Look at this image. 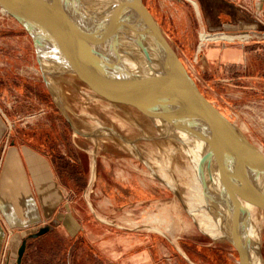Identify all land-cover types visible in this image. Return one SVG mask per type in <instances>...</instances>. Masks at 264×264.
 Wrapping results in <instances>:
<instances>
[{
	"label": "crops",
	"instance_id": "0c3cea01",
	"mask_svg": "<svg viewBox=\"0 0 264 264\" xmlns=\"http://www.w3.org/2000/svg\"><path fill=\"white\" fill-rule=\"evenodd\" d=\"M148 5L186 59L194 61L195 45L203 34L208 37L195 73L204 77L210 100L219 93L264 99V0H148ZM3 14L0 264L5 250L6 264H17L24 238L47 224V233L29 239L21 264H240L228 245L214 244L211 236L196 241L195 232L183 239L124 225L133 220L132 211L148 207L149 188L118 180V164L101 152L99 141L75 128L45 85L19 77L15 67L23 52L35 69V50L21 26ZM40 102L48 113L21 122Z\"/></svg>",
	"mask_w": 264,
	"mask_h": 264
},
{
	"label": "water",
	"instance_id": "95a60500",
	"mask_svg": "<svg viewBox=\"0 0 264 264\" xmlns=\"http://www.w3.org/2000/svg\"><path fill=\"white\" fill-rule=\"evenodd\" d=\"M97 1L0 0V8L25 30L53 94L85 112L128 108L150 121L159 138L174 143L198 167L208 192L217 188L215 204L240 264H264L260 239L250 243L246 232L251 208L264 213V154L204 121L216 113L232 123L201 92L143 0H107L109 8L95 13ZM108 9L127 17L120 20L113 14L99 30L90 20ZM129 20L137 25L134 40L116 34L129 27ZM50 229L44 225L24 238L17 264L29 239Z\"/></svg>",
	"mask_w": 264,
	"mask_h": 264
},
{
	"label": "rangeland",
	"instance_id": "374dc122",
	"mask_svg": "<svg viewBox=\"0 0 264 264\" xmlns=\"http://www.w3.org/2000/svg\"><path fill=\"white\" fill-rule=\"evenodd\" d=\"M143 1L152 12L148 0ZM4 19L12 24H18L7 13ZM26 35L22 28V37ZM168 38L201 92L210 100L212 94L206 87L204 77L197 76L195 73V61L201 64V57L208 43L204 41L203 49L200 55H197L199 40L195 45L196 53L193 61L184 57L182 46L177 44L173 38L169 36ZM31 64L33 66V59L30 60L29 55L23 52L21 63L15 67L19 77L38 86L45 85L53 95L55 103L73 120L75 128L87 137L99 141L101 152L111 156L118 164V180L141 181L146 188H149L151 199L148 207L143 211H132L133 220L124 223L125 226L149 228L167 235L180 234L183 239H189V233L195 232L196 236L192 239L196 241L210 240L212 237L214 244L228 245L231 256L239 260L237 250L226 237H215L213 232L205 229L206 224H199V219L206 209L195 187L191 163L174 143L159 138L154 125L132 109L118 108L92 113L82 111L69 99H60L47 87L38 62L34 64L35 69L33 70L30 68ZM216 96L214 102L210 101L238 126L245 138L264 152V99H254L253 94L246 101L238 98L237 95L227 97L219 93ZM42 97L47 99L46 95ZM43 98H39V101H43ZM42 110L45 113H41ZM48 111L49 107L41 104L36 110L22 115L20 121L25 122L24 117L33 113H38V116L32 119L37 120L45 116ZM191 209H195L198 215L194 216ZM255 217L264 257V213L257 211Z\"/></svg>",
	"mask_w": 264,
	"mask_h": 264
},
{
	"label": "bare ground",
	"instance_id": "6f19581e",
	"mask_svg": "<svg viewBox=\"0 0 264 264\" xmlns=\"http://www.w3.org/2000/svg\"><path fill=\"white\" fill-rule=\"evenodd\" d=\"M95 13L101 8H109L107 0H99L96 4L93 5ZM3 10V9H2ZM4 11V10H3ZM5 12V11H4ZM45 12V10H43ZM6 13V12H5ZM116 15L117 19L124 20L127 17L124 14L120 13H111V9H108L107 13L103 14L102 16L96 17L90 20V23L93 24L99 30L104 29L107 23L110 21V16ZM89 24V23H88ZM129 27L123 28L122 30L116 32L121 38L126 37L128 39L134 40L136 37V30L137 25L136 22L133 20H129ZM108 26V25H107ZM134 38V39H133ZM208 37L203 35V39H207ZM204 121L211 126L217 128L221 132L225 134L228 138L233 140L235 143L240 144L242 146L247 147L248 149L255 151L257 153L264 154V152L255 146L254 144L250 143L244 135L241 133L240 129L235 123H229L226 120L222 119L216 113H211L208 118H205ZM99 127V126H98ZM101 130V129H100ZM99 130V131H100ZM103 131V130H102ZM93 132V130H92ZM116 133V132H115ZM98 134V133H97ZM127 139V138H125ZM131 140V139H130ZM192 166V165H191ZM194 171L193 180L195 182V187L199 191L198 196L201 201H203V205L206 209V212L203 216L199 219L200 225H205V229L213 232L216 236L215 237H226L228 234V227L226 225L225 219L223 215H219L218 209L216 207L215 202L217 201L215 198L217 197V188L212 187V191H209L204 187V177L202 172L198 169V167L192 166ZM215 197V198H214ZM200 208V207H199ZM258 210L255 208H251V218H250V227L247 229V234L249 235L250 243L256 240V238L260 239V233L256 223L255 213ZM191 212L194 216L198 215L195 209H191ZM255 253V247H251V254Z\"/></svg>",
	"mask_w": 264,
	"mask_h": 264
},
{
	"label": "built area",
	"instance_id": "2783aa9c",
	"mask_svg": "<svg viewBox=\"0 0 264 264\" xmlns=\"http://www.w3.org/2000/svg\"><path fill=\"white\" fill-rule=\"evenodd\" d=\"M0 11H1V14L5 13L1 8H0ZM5 14H6V13H5ZM3 15H4V14H3ZM203 35L206 36V34H203ZM203 35H202V37H201V39H200V44H199V47H198L197 55H200V53H201V51H202V49H203L202 47H203V43H204V41L207 42V39H203ZM32 70H33V69H32ZM41 113H45V111L42 110ZM37 116H38V113L29 114V115H27V116L24 117V118H25V122H28V121H30V120H32V119H35ZM6 256H7V252H6V250H5V252L3 253L2 260H1V264H6Z\"/></svg>",
	"mask_w": 264,
	"mask_h": 264
}]
</instances>
